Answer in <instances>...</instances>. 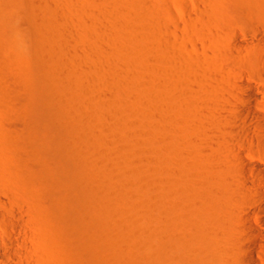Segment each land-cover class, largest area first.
<instances>
[{"label": "rangeland", "instance_id": "rangeland-1", "mask_svg": "<svg viewBox=\"0 0 264 264\" xmlns=\"http://www.w3.org/2000/svg\"><path fill=\"white\" fill-rule=\"evenodd\" d=\"M263 55L264 0H0V226L34 264H235Z\"/></svg>", "mask_w": 264, "mask_h": 264}, {"label": "bare ground", "instance_id": "bare-ground-1", "mask_svg": "<svg viewBox=\"0 0 264 264\" xmlns=\"http://www.w3.org/2000/svg\"><path fill=\"white\" fill-rule=\"evenodd\" d=\"M242 89L244 100L251 107L257 100L256 94L261 90L244 81ZM247 107L238 106L239 113L246 121H251L255 130L244 132L245 139L264 147V113ZM232 158L237 165L236 175L244 180L242 187L235 188L238 204L246 212L238 216L239 235L246 242L238 243L239 239L226 241L230 248H220L214 255L215 260L230 261L234 258L235 264H264V166L255 165L250 170L241 154H233ZM248 170L252 172L250 177L246 176ZM231 207L234 208V205L231 204ZM11 214L13 218H6L5 224L0 226V264H34V240L26 227V220L24 216H16L14 211ZM211 239L216 243L219 241L218 237Z\"/></svg>", "mask_w": 264, "mask_h": 264}]
</instances>
